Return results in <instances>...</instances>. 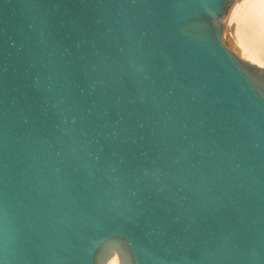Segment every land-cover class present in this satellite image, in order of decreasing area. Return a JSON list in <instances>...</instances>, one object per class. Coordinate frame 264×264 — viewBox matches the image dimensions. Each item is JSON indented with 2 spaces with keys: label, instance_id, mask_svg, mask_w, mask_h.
<instances>
[{
  "label": "water",
  "instance_id": "water-1",
  "mask_svg": "<svg viewBox=\"0 0 264 264\" xmlns=\"http://www.w3.org/2000/svg\"><path fill=\"white\" fill-rule=\"evenodd\" d=\"M232 2L0 0V264H264Z\"/></svg>",
  "mask_w": 264,
  "mask_h": 264
},
{
  "label": "bare ground",
  "instance_id": "bare-ground-1",
  "mask_svg": "<svg viewBox=\"0 0 264 264\" xmlns=\"http://www.w3.org/2000/svg\"><path fill=\"white\" fill-rule=\"evenodd\" d=\"M233 0L227 15L223 21L224 33L223 38L226 42V35L232 34V46L239 57L248 61L264 71V51L262 47L264 38L261 36L263 23H260V0ZM263 1V0H262ZM264 8V7H263ZM263 12V10H261ZM236 19L241 24L233 27L231 22ZM238 23L235 22L234 25ZM240 23V22H239ZM260 34V35H259ZM264 34V33H263ZM107 264H118L116 256L110 258Z\"/></svg>",
  "mask_w": 264,
  "mask_h": 264
},
{
  "label": "rangeland",
  "instance_id": "rangeland-1",
  "mask_svg": "<svg viewBox=\"0 0 264 264\" xmlns=\"http://www.w3.org/2000/svg\"><path fill=\"white\" fill-rule=\"evenodd\" d=\"M255 1V0H254ZM253 0H251L250 2L252 3V2H254ZM260 6L262 7L261 8V10H263V12L260 10V14L261 15H259L261 18V20L259 21L260 23H263L262 25H263V27H262V31H263V29H264V0L262 1V0H260ZM235 22H238V23H236L235 25H234V23ZM240 22V23H239ZM239 24H241V21L240 20H236V19H234L232 22H231V26H233V27H235V26H237V25H239ZM263 33H264V31H263ZM263 33H261V36L264 38V34ZM260 35V34H259ZM231 39H232V34L230 33L229 34V36H227L226 35V42H227V46L228 47H230L234 52H235V50H234V47L232 46V42H231ZM263 42H264V40H263ZM263 46H264V44H263ZM262 51H264V47H262ZM236 54H238L237 52H235ZM239 55V54H238Z\"/></svg>",
  "mask_w": 264,
  "mask_h": 264
}]
</instances>
